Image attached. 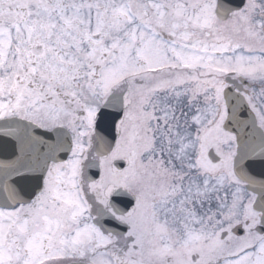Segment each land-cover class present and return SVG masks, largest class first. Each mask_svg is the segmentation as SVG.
Returning <instances> with one entry per match:
<instances>
[{"label":"snow or ice","instance_id":"1","mask_svg":"<svg viewBox=\"0 0 264 264\" xmlns=\"http://www.w3.org/2000/svg\"><path fill=\"white\" fill-rule=\"evenodd\" d=\"M0 264H264V0H0Z\"/></svg>","mask_w":264,"mask_h":264}]
</instances>
